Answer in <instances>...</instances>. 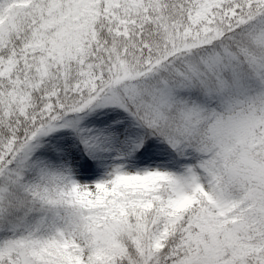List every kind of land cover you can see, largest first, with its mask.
<instances>
[{
    "label": "snow or ice",
    "instance_id": "obj_1",
    "mask_svg": "<svg viewBox=\"0 0 264 264\" xmlns=\"http://www.w3.org/2000/svg\"><path fill=\"white\" fill-rule=\"evenodd\" d=\"M0 264H264V0H0Z\"/></svg>",
    "mask_w": 264,
    "mask_h": 264
}]
</instances>
